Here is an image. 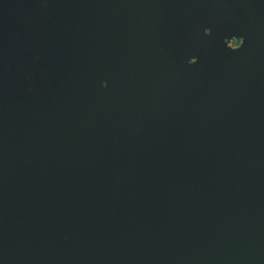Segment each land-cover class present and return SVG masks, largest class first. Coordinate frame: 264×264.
Wrapping results in <instances>:
<instances>
[{
  "label": "water",
  "instance_id": "95a60500",
  "mask_svg": "<svg viewBox=\"0 0 264 264\" xmlns=\"http://www.w3.org/2000/svg\"><path fill=\"white\" fill-rule=\"evenodd\" d=\"M35 1L0 0V264H264V0Z\"/></svg>",
  "mask_w": 264,
  "mask_h": 264
},
{
  "label": "flooded vegetation",
  "instance_id": "af4514ba",
  "mask_svg": "<svg viewBox=\"0 0 264 264\" xmlns=\"http://www.w3.org/2000/svg\"><path fill=\"white\" fill-rule=\"evenodd\" d=\"M35 5H37L38 7H45L46 2L44 0H38V1H35ZM29 17L31 18V16L28 14L26 16V20H28ZM18 24H19V21H17L14 24V27L16 28V31H17L16 36L18 35L17 37H19L21 35V33H20L21 31L20 30L23 29L27 23L22 24L20 27H18ZM9 33L10 32L7 31V32L4 33V36L3 37H0V41H1V43L5 47H9L10 46V45H8V41H7V39L10 38ZM237 38H238V36H236V35H234L232 33H229L228 31H226L225 34H224V36H223V38H222V43L228 49H233L234 43H235V41H236ZM236 47L238 48L239 45H236ZM194 60H195L194 58H191L190 59V61H194Z\"/></svg>",
  "mask_w": 264,
  "mask_h": 264
},
{
  "label": "clouds",
  "instance_id": "9594fccd",
  "mask_svg": "<svg viewBox=\"0 0 264 264\" xmlns=\"http://www.w3.org/2000/svg\"><path fill=\"white\" fill-rule=\"evenodd\" d=\"M200 31H201V27L197 26L196 32H197L198 35L200 34ZM244 42H245L244 41V37L238 36V38L236 39V41L234 43L233 49H228V50H226V52L230 53V52H234V51H237V50L241 49V47L243 46ZM236 45H239V47L237 48Z\"/></svg>",
  "mask_w": 264,
  "mask_h": 264
}]
</instances>
